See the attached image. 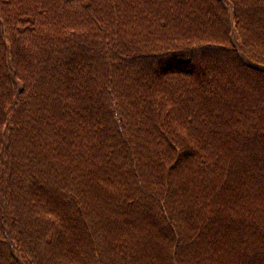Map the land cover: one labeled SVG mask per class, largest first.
I'll return each mask as SVG.
<instances>
[{
	"label": "trees",
	"instance_id": "16d2710c",
	"mask_svg": "<svg viewBox=\"0 0 264 264\" xmlns=\"http://www.w3.org/2000/svg\"><path fill=\"white\" fill-rule=\"evenodd\" d=\"M0 264H264V0H0Z\"/></svg>",
	"mask_w": 264,
	"mask_h": 264
}]
</instances>
